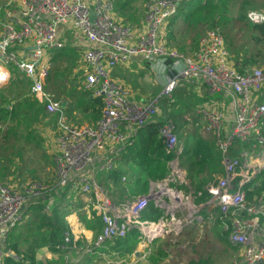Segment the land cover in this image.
Returning <instances> with one entry per match:
<instances>
[{
	"label": "built area",
	"instance_id": "1",
	"mask_svg": "<svg viewBox=\"0 0 264 264\" xmlns=\"http://www.w3.org/2000/svg\"><path fill=\"white\" fill-rule=\"evenodd\" d=\"M186 1L189 0H148L139 32H135L134 25L116 19L112 0L7 1L12 7L5 11L0 25V85L10 76L9 66L30 82V95L46 114L54 117L56 153L52 183L28 180L19 191L0 181V264L9 255L6 248L10 233L24 221L27 204L44 195L50 198L52 187H69L98 212L102 226L94 239V248L107 250V245L125 237L130 229L141 233L138 249L133 253L138 252L137 263L147 261L152 252L150 243L156 235L162 231L179 234L192 221L201 220V214L210 221L220 218L228 244L239 253L230 264H258L264 259V195L246 198L248 185L264 168V155L241 151L239 157L232 156L238 143L263 141L264 67L244 66L238 71L219 27L207 29L191 55L170 48L163 38L165 27ZM245 16L250 25L264 26V9L248 10ZM69 27L84 43L81 62L85 87L103 104L100 118L90 124L68 122L61 101L51 98L44 88L50 72L47 50L61 48L58 39L65 31L62 28ZM133 59L150 63L170 61L173 76L146 102L133 101L129 91L111 78L112 69ZM178 79L197 82L219 95V100L202 103L198 113L213 134L222 171L216 183L206 188L208 200L191 205L184 220L172 216L169 229L164 230L163 223L160 229L147 231V222L141 216L149 200L165 209L161 200L163 183H154L146 196L114 204L99 188L95 176L117 168L113 152L121 154L133 144L136 131L155 119L161 99L173 92ZM156 122L166 152L179 154L173 121L164 118ZM124 125L129 126V134L124 132ZM177 172L173 168L163 181H170ZM51 203L52 200L46 209ZM64 241L69 245L68 233L64 234Z\"/></svg>",
	"mask_w": 264,
	"mask_h": 264
},
{
	"label": "trees",
	"instance_id": "2",
	"mask_svg": "<svg viewBox=\"0 0 264 264\" xmlns=\"http://www.w3.org/2000/svg\"><path fill=\"white\" fill-rule=\"evenodd\" d=\"M121 1L122 0L112 1L115 8L117 7L119 11L124 10L123 7L125 3L123 4ZM231 5L232 7H236V14H234L233 19L237 24L235 33L246 34L249 39L257 45L255 51H251V49H243V53L240 54L236 53L234 46H232L231 43H228L229 40L226 39V43L230 45L231 49L234 50L235 55L237 56L235 59V65L238 71H241L244 66L255 67L260 64L264 65V47L261 46V44H264V26L249 25L245 16L248 10L264 9V0L186 1L180 5L177 13L168 21L165 27V32L163 33V38L167 45L169 43L173 45L174 34L176 33L175 26L178 20H182L186 23V32L189 34H192L193 30L195 31L196 28L200 27V29H202V31L196 32L192 37V41H196V47L198 39L207 29L219 27L224 35L228 30V25H223V21H227L225 17L231 13ZM134 13L135 11L131 15L134 16ZM67 52L68 51L65 48L60 49L59 53L51 58V69L49 76L46 79V83L54 84V82L60 80L59 78H63V74L58 71V64L61 60H66L70 57V55H67ZM60 63L66 65L67 61H62ZM9 72V83L6 87L2 86L0 88V132L2 128L1 126L4 123L8 120L10 123L11 121H14L23 109L31 107L32 104H34L36 108H34V115L27 113V115L30 116V125L39 112H41V110L43 111L42 105L38 103L36 99L32 98V103L25 102L31 99L29 98L32 97L30 95H27L24 97L26 99L23 98L18 103H13V101L10 102V100L4 98L3 91L7 88H23L24 91L26 90L28 92L30 88V82L15 67H9ZM85 97H87V99H84ZM75 103L81 109L82 114L88 122L93 123L100 118L103 104L99 97L92 98L90 92H86L83 93L81 98L76 100ZM6 105L10 107L9 110L5 107ZM30 125L28 126L30 127ZM157 125L158 122L150 121L138 129L136 136L134 137L133 145H131L120 157L121 162L127 166L125 170L115 168L110 172L103 173L104 176L100 179L99 184L103 187L105 196L114 204L133 200L137 196H146L149 193L151 183L162 182L170 176V163L175 161L178 163L179 168L186 171V177L189 179V186L174 182H171L170 186L176 190L183 189L186 194H190L193 197L195 205L204 203L210 197L206 188L209 185L216 183L217 178L222 171L221 156L215 142L198 134L196 139L192 142L191 147L183 153L177 155L172 152L167 153L163 138L158 133ZM7 126L8 125L4 127L6 131L10 128H6ZM6 131L4 133L5 135ZM31 134V130H28L27 135L31 137ZM261 138L263 141L260 144L256 139H251L245 143H238L236 148L232 151V156L239 157L241 151L253 153L256 151L259 152L261 149L260 147L264 146V126L261 128ZM253 145H255L254 148ZM3 161L4 159L2 158L0 150V165L3 164ZM5 170L6 167H3L2 171H0V181L3 179L5 180ZM1 182L8 185L3 181ZM248 186L250 188L246 194L248 200L264 195V168L258 171ZM42 207L43 206L39 207L40 211L43 209ZM162 214V210L154 205L153 200H149L146 210L141 216V220L157 222ZM37 219L39 220L38 225L31 229V231L35 232L33 239L28 241L26 236L24 238V241L30 242L28 246L25 247L23 243L19 245L20 234H14V230L10 233L6 249L13 254V256L8 255L5 257L3 264H46L40 263L35 259V253L32 249L33 244L38 247L45 246L54 252H61L60 247L62 245L67 246L65 241H63L64 233L70 232L67 224L60 219L56 211H52L51 215H39ZM92 220L95 222V225L92 226L91 229L93 231H99L102 226L101 219L98 216H95ZM209 221L206 217L203 218L204 225L211 222ZM212 222L221 227V220L219 217ZM138 236L139 233L135 229H130L125 237L119 238L115 240V242L110 243L107 250H113L118 253L120 257H124L126 254L132 253L136 246ZM173 236V234H168L160 240V244L164 242L166 245H169V240L174 238ZM177 250L183 255L182 253L184 251L182 248ZM168 255L172 258L176 257L171 256L170 250L165 251L164 247L159 246L155 249V252L150 255L148 261L150 262L151 258L152 263L156 264L155 259L157 262H160L167 258ZM187 261L185 264L209 263L208 260H200L196 263L193 261ZM176 264L179 263L176 261Z\"/></svg>",
	"mask_w": 264,
	"mask_h": 264
},
{
	"label": "crops",
	"instance_id": "3",
	"mask_svg": "<svg viewBox=\"0 0 264 264\" xmlns=\"http://www.w3.org/2000/svg\"><path fill=\"white\" fill-rule=\"evenodd\" d=\"M7 1L8 0H0V25L4 21L5 11L9 9L10 7H12V6H8ZM121 2H123V4L125 3L123 7L124 10L119 11L117 7L115 8L116 19L118 21L128 22L134 25L135 32H139L142 29L143 24H144L146 3L140 8L139 11H137V13L134 16H132L131 14L134 12V11L133 12L131 11L132 7L130 4L132 1L122 0ZM134 10H136V8ZM175 27H176V33L174 34L175 35L174 43L173 45L169 43L168 46L170 48L177 49L178 51L185 53L187 55H191L195 51V48H196V41L193 42L192 37L196 32L202 31V29H200V27L196 28L195 31L193 30L192 34H189L186 32V23L182 20H178ZM62 30H65V31L62 33V35L58 39V42L61 43L62 46L61 48H52V49L47 50L49 59L51 61V58L56 56L59 53L60 49L65 48L68 51L67 55H70V57H76V61L78 63V65L76 66L77 68L73 69V72H71V75H74L77 69H79L78 70L79 72H77L78 73L77 79L73 81L74 83L72 84V87L70 89L71 91L67 90V93H65L63 97L58 98V99L62 103L63 113L66 119L68 120V122H70L71 124H75V125L89 123L87 119L84 117V115L82 114L81 109L75 103V101L80 99L82 94L86 92H90V95L92 98L95 97L92 93L93 91L85 87L86 84H85L84 75H83V64L81 62L82 51L84 50V47H83L84 43H83L82 37H80L74 29L69 27L67 29L62 28ZM255 47H257L256 44H255ZM9 67H8V71H9ZM50 69H51V64H50ZM169 73H173V72L170 70V63H168V60L160 61L156 63H150L142 59H133L127 63L117 65L114 69L111 70L110 74H111V78L115 82L121 83L129 91L130 98L133 101L146 102L148 99H150L151 97L159 93L160 89L167 82V79L171 77ZM9 75H10V72H9ZM8 79L0 85V88L6 85L7 83H9ZM19 95L20 97L22 96L21 93ZM215 95L216 97H214V95L207 90L206 86L202 84H199L197 82H190L184 79H178L177 86L175 87L173 92L169 96L163 97L161 99V103L159 107V114L155 117L153 121L155 122L162 121L164 118H168L173 121L175 125V133H176L177 140H178L177 149L180 150V153H183L184 151H186L187 149L191 147L192 137L190 135L192 133L195 134L196 132H198V134L214 142L213 134L212 132L206 129L205 123L202 117L198 113V109L201 107L202 103H204L205 101L219 100V95L217 94ZM260 98L261 96L258 97V99ZM84 99H87V97H85ZM5 107L8 110L10 109L8 105H6ZM37 118L39 120H42L41 126L44 127L43 133H42L43 136L39 135L40 137L39 141H42V142L43 140L45 141L44 142L45 153L51 155V159L48 160L49 167H47L46 172L41 177H37V178H39L40 180H44L46 183L50 184L53 182V179H54L53 158L56 153V147H55V142H54L55 120H54V117L46 114L42 110L37 115ZM49 120L51 122V125H46L45 127L44 123L45 122L47 123V121ZM81 120H83L84 122L80 123L82 122ZM34 122L31 125V129H29L32 132L31 136H33V132H34L33 130L35 131L37 130V127L34 124ZM123 130L127 134L130 133L129 126L127 125L123 126ZM135 136L136 134L134 135V137ZM31 139H32V142L36 141L34 138L27 139L26 141L28 142ZM261 148L262 149H260L258 153L257 152H254V153L264 155V147L262 146ZM122 154H124V152L118 155H116L113 152V155H112V157L115 158V161L117 164L116 167L119 170H122V169L125 170L127 168V166H125L123 162H121L120 160V157ZM170 165L172 166L171 171L173 168L174 169L176 168L178 171V174H177L178 179L183 180L182 183H178V184L189 186V179H187L186 177V171L182 168H179L178 163L175 161H172ZM103 173L104 172L97 173L95 178L97 179ZM173 177L176 178V176H173ZM173 177H171V179ZM9 180L10 179H8V181ZM27 181L21 187H16V189L19 191H22ZM98 183L97 185L100 188L101 185ZM153 186H154V183L153 184L151 183L149 192ZM166 195H167L166 193L164 194L162 193L161 195V200L163 201L162 207L165 208V209L160 208L163 214L159 217L157 222L146 221L148 227L145 230L151 231L155 228L160 229L161 227H163L159 220L164 217L168 218L169 212H170V210H167V208L165 207V205L169 202H165L163 200V198ZM50 198L44 195L42 198L32 200L27 204L24 221L14 229V234L16 235L20 234L19 245L23 243L25 247L28 246L30 242L24 241L25 236L27 237L28 241L33 239L35 232L31 231V229H33L34 227L38 225L39 220L37 218L39 215H43V214L51 215L52 211H56L60 219H62V221H64L68 226V230L70 233L68 232H65V233H68L70 237V242H69L70 245H67V244H66L67 246L62 245L60 247L61 252H54V251L49 250L45 246L38 247L37 245L35 246L33 244L32 249L35 253L36 260H38L40 263L58 264L54 261H58V259L60 258L61 260L59 262L62 264H81V263H84V260L87 259L86 264H96V263L110 264L108 262H111L110 260L113 259V256H111L112 254L110 255L109 252H115V251L94 248L92 246L96 235L100 231V230L93 231L91 229V227L95 225V222L92 220V218L97 216L98 212L95 209H92L91 207L87 206L84 200H82V198L79 195L73 192V190L69 189V187H66L64 189L52 187ZM51 200H52V203L50 204V207L46 209L45 206H47L48 202ZM40 206H43L42 207L43 209L41 210L42 212L39 210ZM200 216L202 220L204 217H206V215L204 214H201ZM193 222H197V221H192V223H190L187 228H182L179 231L180 233L178 235H180L186 229L190 228L194 224ZM167 229H169V227L167 226L164 227V230H167ZM168 234H173L175 236V232L173 231L167 232V233L165 232L163 233L162 231V233L156 235L152 239L150 243V247H152L151 254L154 251L153 245H154L155 240H157L159 237H161V239L159 240H162ZM140 236H141V233L138 236V240H137L134 250L132 251V253L126 254L124 256L125 258L120 257L118 253L115 252L119 260L124 259L130 262L129 257H131L133 262H135V260L139 262L137 260L139 258L137 257L138 252L137 254H133V253L138 249V243L140 242ZM63 241H64V238H63ZM108 246L109 245H107V247ZM8 253L10 256L11 255L13 256V254H11L9 251Z\"/></svg>",
	"mask_w": 264,
	"mask_h": 264
},
{
	"label": "rangeland",
	"instance_id": "4",
	"mask_svg": "<svg viewBox=\"0 0 264 264\" xmlns=\"http://www.w3.org/2000/svg\"><path fill=\"white\" fill-rule=\"evenodd\" d=\"M131 7L132 12L135 11L134 15L137 13V11L140 10V8L148 1V0H131ZM236 1V0H234ZM136 8V10H134ZM131 12V13H132ZM231 13L228 14L225 19L227 21H223V25L227 24V31L224 33L225 42L226 39L229 40L228 43H231L232 46H234V49L236 50V53L242 54L243 49H251V51H255V45L252 42L251 39L245 34H237L235 33L236 23L234 22V14H236V7H232L231 5ZM224 19V20H225ZM249 24V23H248ZM250 25V24H249ZM221 29V28H220ZM230 31V32H229ZM228 46L229 50L231 51V54L233 55L234 62L236 59V55L233 49H231L230 45ZM261 44V43H260ZM262 47H264V44H261ZM177 50V49H176ZM182 53V52H181ZM264 54V52H263ZM74 56V55H72ZM62 59V58H61ZM239 59V58H238ZM60 61V60H59ZM62 61H67L66 65H62ZM59 62V73L61 72L63 75V78H59L60 80H57L54 82L55 84L51 83H45V92L53 99L59 100L58 98L63 97L65 93H67V90L71 91L73 81L77 79L79 72L77 69L74 75H71V72H73V69L77 68L78 65L76 61V57H69L66 60H61ZM236 66V65H235ZM264 65L260 64L258 66H255L256 68L263 67ZM63 67V68H62ZM63 71V72H62ZM9 80V79H8ZM9 82V81H8ZM53 83V82H52ZM8 84V83H7ZM4 85L3 87L7 86ZM23 88L15 89V88H7L3 91L4 98L6 100H10V102L13 101V103L20 102L24 97L27 95H30V92L28 91H22ZM22 94L20 97L19 94ZM214 97H216L215 94H213ZM31 96V95H30ZM31 99L25 101L27 103H32L33 97H29ZM26 99V98H24ZM60 101V100H59ZM12 103V104H13ZM34 108L36 106L32 104L31 107H26L23 109L22 112L17 116V118L14 121L9 122V120L4 123L1 127L0 132V150L2 158L4 159L3 164L0 165V171H2L3 167H6L5 170V180H1L4 183L8 184L7 186H11L13 188L21 187L27 180H40L37 177H41L45 172L47 167H49L48 160L51 159L50 154L45 153V147H44V140L39 141L40 137L39 135H42L44 127L42 125V120H39L37 117H35L34 121L31 122V125L34 124L37 127V130H33V136H29L28 130L31 129L30 125V116L27 115L31 114L34 115ZM26 112V113H24ZM24 114V115H23ZM83 123L84 121L81 120ZM83 124H90L89 123H83ZM6 125H8L6 128H4ZM30 125V127L28 126ZM51 125L50 120L47 121V123H44V126ZM34 127V126H33ZM6 131V135L4 134ZM13 129V130H12ZM11 130V131H10ZM4 131V132H3ZM13 131V132H12ZM3 132V133H2ZM197 133V134H196ZM195 134H191L192 142L196 139L198 132ZM193 135V136H192ZM195 135V137H194ZM43 136V135H42ZM34 138L36 141L32 142V139L30 141H26L27 139ZM260 144V143H259ZM262 147V146H261ZM260 147V148H261ZM264 147V146H263ZM262 149V148H261ZM257 152V151H256ZM258 153V152H257ZM45 155V156H44ZM54 166V165H53ZM45 169V170H44ZM178 173V172H177ZM104 174H101L97 179L100 181L101 178H103ZM44 177V176H43ZM8 179H10L8 181ZM45 182V181H44ZM182 183L183 180L178 179V175H176V178H172L170 181H162V192L163 194L166 193L167 195L163 198L165 202H169L165 205L166 208L170 210L169 217L163 219V223L168 227L169 221L172 216L176 220H184L187 216L188 209L190 208L191 204H193V197L190 194H186L183 189L176 190L173 187L170 186V183ZM46 183V182H45ZM165 183V184H164ZM21 184V185H20ZM99 184V183H98ZM166 185V186H165ZM102 187V186H101ZM100 187L101 190H103ZM170 190V191H168ZM178 193H176V192ZM102 192V191H101ZM104 193V191H103ZM171 199V201H170ZM195 221V220H194ZM209 221V220H208ZM152 222V221H151ZM155 222V221H154ZM210 222V221H209ZM194 224L186 229L184 232H182L180 235L173 236L174 238H171L169 241V245H166L164 242L160 244L161 237H159L157 240H155L153 249L155 252V249L159 246L164 247L165 251L170 250L171 256L176 257H170L169 255L164 260H161L160 262H157L155 259L156 264H185L188 260L189 262H198L200 260H208V264H230L236 256H238V251L233 249L227 242L226 235L223 233L221 228L218 226V224H215L214 222L207 223L204 225L203 220H197V222H193ZM165 225H163L165 227ZM98 232V231H97ZM96 232V233H97ZM182 248L183 249V255H181V252H179L177 249ZM167 249V250H166ZM60 255V254H59ZM115 257V258H114ZM113 259H111V262H108L110 264H140L137 262H133L132 258L129 257V261L127 260H119V258L114 255ZM152 257V256H151ZM184 259H183V258ZM59 258V257H57ZM125 258V257H124ZM55 260V259H54ZM61 259L59 258L58 261H54L58 264L60 263ZM187 261V262H188ZM87 263V259L84 260V264ZM98 264V263H96ZM143 264H153L150 258L149 261H144Z\"/></svg>",
	"mask_w": 264,
	"mask_h": 264
},
{
	"label": "water",
	"instance_id": "5",
	"mask_svg": "<svg viewBox=\"0 0 264 264\" xmlns=\"http://www.w3.org/2000/svg\"><path fill=\"white\" fill-rule=\"evenodd\" d=\"M170 61L168 60V63H169ZM170 74V76H173V73H169ZM261 263H264V259L260 262V263H258V264H261Z\"/></svg>",
	"mask_w": 264,
	"mask_h": 264
}]
</instances>
